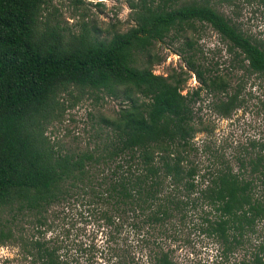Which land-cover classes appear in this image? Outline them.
I'll return each instance as SVG.
<instances>
[{"label": "trees", "instance_id": "obj_1", "mask_svg": "<svg viewBox=\"0 0 264 264\" xmlns=\"http://www.w3.org/2000/svg\"><path fill=\"white\" fill-rule=\"evenodd\" d=\"M212 1L129 0L133 24L101 38L42 21L45 0H0V248L14 250L2 264H185L189 232L215 247L210 264H264V137L216 140L196 106L205 94L230 118L250 80L264 91V44ZM198 26L225 45L227 74L189 52ZM172 34L186 70L156 75L153 48ZM190 75L199 86L183 95ZM70 89L117 105L91 151L46 137Z\"/></svg>", "mask_w": 264, "mask_h": 264}, {"label": "rangeland", "instance_id": "obj_2", "mask_svg": "<svg viewBox=\"0 0 264 264\" xmlns=\"http://www.w3.org/2000/svg\"><path fill=\"white\" fill-rule=\"evenodd\" d=\"M215 9L234 24L244 34L264 44V3L260 0H234L231 4L212 1ZM129 0H45L42 21L58 25L66 34H77L88 30L101 38L115 32H125L132 24ZM173 34L153 48V53L162 62L153 66L156 75L166 76L172 70H186L184 52L187 50L182 39L173 38ZM194 47L189 51L206 69L207 73L230 71V56L220 37L209 27L198 26L192 37ZM185 54V53H184ZM250 80L244 87L246 107L235 111L230 118H221L210 110V97L202 94L197 101L199 116L210 129L212 137L227 145L249 139L264 137V111H260L264 101V91L257 88ZM194 75H190L183 95L198 87ZM60 109L56 118L46 129L49 142L60 152H86L93 150L104 140L107 132L100 118L110 117L117 105L101 94H89L70 89V93H61L57 97ZM259 108V109H258ZM205 135L198 134L195 142H200ZM191 247H182L176 252L179 260L185 264H210L215 255V247L203 240L198 234L189 232L187 236ZM14 250L0 248V264L11 258ZM234 258V257H233ZM233 263V259H231Z\"/></svg>", "mask_w": 264, "mask_h": 264}]
</instances>
